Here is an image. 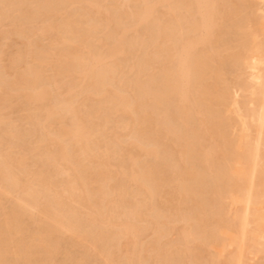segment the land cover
Wrapping results in <instances>:
<instances>
[{"label":"bare ground","instance_id":"obj_1","mask_svg":"<svg viewBox=\"0 0 264 264\" xmlns=\"http://www.w3.org/2000/svg\"><path fill=\"white\" fill-rule=\"evenodd\" d=\"M263 258L264 0H0V264Z\"/></svg>","mask_w":264,"mask_h":264},{"label":"rangeland","instance_id":"obj_2","mask_svg":"<svg viewBox=\"0 0 264 264\" xmlns=\"http://www.w3.org/2000/svg\"><path fill=\"white\" fill-rule=\"evenodd\" d=\"M14 39H15V38H14ZM16 40H18V41H16ZM19 40L22 41V39H19V38H16V39H15V42H16L15 49H16V48L19 49L20 47H22L21 44H22L23 42H20ZM19 42H20L21 44H19ZM18 45H19V46H18ZM178 235L180 236L179 233H177V235L170 236L171 239L169 238V240H173V239H175V236H176V239H177V238L179 237ZM143 237H144V238H143ZM172 237H173V238H172ZM145 238H146V239H145ZM147 238H148V239H147ZM142 239H143L144 242H145V240H146V241H150V240L153 239V238H151L150 236L148 237V236H144V235H143V236L141 237V241H142ZM263 261H264V258H263L260 262L256 261V262H252V264H253V263H255V264L258 263V264H259V263H262ZM263 263H264V262H263Z\"/></svg>","mask_w":264,"mask_h":264}]
</instances>
